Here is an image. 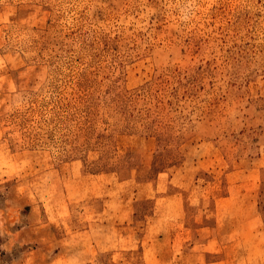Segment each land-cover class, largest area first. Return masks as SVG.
Listing matches in <instances>:
<instances>
[{"label": "rangeland", "instance_id": "1", "mask_svg": "<svg viewBox=\"0 0 264 264\" xmlns=\"http://www.w3.org/2000/svg\"><path fill=\"white\" fill-rule=\"evenodd\" d=\"M65 259L264 264V0H0V264Z\"/></svg>", "mask_w": 264, "mask_h": 264}, {"label": "crops", "instance_id": "2", "mask_svg": "<svg viewBox=\"0 0 264 264\" xmlns=\"http://www.w3.org/2000/svg\"><path fill=\"white\" fill-rule=\"evenodd\" d=\"M64 239H67V237H65ZM42 242V241H41ZM42 244L43 243H38L37 244V246H34L33 247V252L31 251V252H28L26 255H29V254H32V257L34 256V255H36V252L37 251H40V250H42ZM59 252V251H58ZM54 256H55V261L58 259V261L60 262L61 261V259H62V257L60 256V254H54ZM54 256H52V257H54ZM64 264H67L66 263V259H65V262H64Z\"/></svg>", "mask_w": 264, "mask_h": 264}]
</instances>
